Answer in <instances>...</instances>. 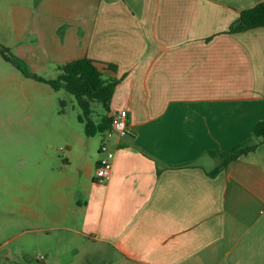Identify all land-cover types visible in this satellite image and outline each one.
<instances>
[{
	"label": "crops",
	"instance_id": "0c3cea01",
	"mask_svg": "<svg viewBox=\"0 0 264 264\" xmlns=\"http://www.w3.org/2000/svg\"><path fill=\"white\" fill-rule=\"evenodd\" d=\"M260 3L39 0L23 9L22 44L9 48L29 66L88 58L115 65L104 75L121 79L110 116L126 110L130 134L111 143L112 175L99 184L88 167L56 221L110 249L105 264H264V144L215 175L222 162L209 154L248 143L264 122V28L229 32Z\"/></svg>",
	"mask_w": 264,
	"mask_h": 264
},
{
	"label": "rangeland",
	"instance_id": "374dc122",
	"mask_svg": "<svg viewBox=\"0 0 264 264\" xmlns=\"http://www.w3.org/2000/svg\"><path fill=\"white\" fill-rule=\"evenodd\" d=\"M38 2L0 0L1 45L22 44L15 39V24L23 9ZM33 23L30 19L28 26ZM24 62L39 76H57V66L32 68ZM93 109L98 123L106 112L99 103ZM80 115L73 96L25 77L0 53V264H105L113 255L56 224L65 214L62 197L88 180V167L96 172L101 157L104 136L87 137ZM66 181L70 186L62 188Z\"/></svg>",
	"mask_w": 264,
	"mask_h": 264
},
{
	"label": "trees",
	"instance_id": "16d2710c",
	"mask_svg": "<svg viewBox=\"0 0 264 264\" xmlns=\"http://www.w3.org/2000/svg\"><path fill=\"white\" fill-rule=\"evenodd\" d=\"M258 28H264V3L242 11L237 26L231 27L229 32L241 33ZM0 53L25 77L38 83L47 84L55 92L64 91L73 96L81 110L79 121L85 124L87 137L91 138L110 130L113 118V116H110L111 102L121 79L107 78L104 75V71L116 72L117 67L115 65L108 64L107 67H100L93 60L83 58L57 66L56 78L47 79L32 73L22 59L12 55L10 49L1 44ZM8 54H11V56H8ZM94 103L101 104L106 112V116L98 123L93 119L95 114ZM61 105L64 106V102H61ZM260 144H264V122L254 127L248 143L239 145L228 152L212 151L209 153L212 157L219 158L222 162L221 167L213 175L226 168L239 157L255 151Z\"/></svg>",
	"mask_w": 264,
	"mask_h": 264
},
{
	"label": "built area",
	"instance_id": "2783aa9c",
	"mask_svg": "<svg viewBox=\"0 0 264 264\" xmlns=\"http://www.w3.org/2000/svg\"><path fill=\"white\" fill-rule=\"evenodd\" d=\"M130 134L128 125V112L126 110L118 111L112 118L111 128L103 134L104 141L100 147V159L96 167L95 181L104 184L112 175L115 150L111 146V141L116 138H124ZM43 261L44 257H40Z\"/></svg>",
	"mask_w": 264,
	"mask_h": 264
}]
</instances>
